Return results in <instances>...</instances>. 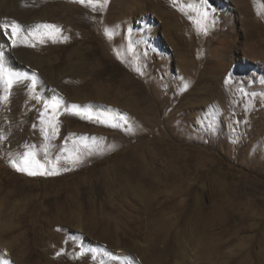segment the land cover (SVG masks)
I'll use <instances>...</instances> for the list:
<instances>
[{
	"label": "rangeland",
	"instance_id": "rangeland-1",
	"mask_svg": "<svg viewBox=\"0 0 264 264\" xmlns=\"http://www.w3.org/2000/svg\"><path fill=\"white\" fill-rule=\"evenodd\" d=\"M118 2L133 11L130 21L124 23L132 35L147 33L155 26L150 40L157 43L166 62L162 71L167 70L172 80L165 95L173 101L174 86L185 90L180 104L169 102L160 113L149 112L150 119L136 128L144 133L143 139L137 138L132 145L122 142L103 157L108 163H133L134 171L148 175L154 185L148 187L139 178L128 176L109 179L92 167L91 158L78 154L63 158L56 146L46 157L36 158L43 169L29 166V171L38 174L19 171L22 166L16 160L26 156L9 154L17 144L4 129L8 125L5 117L0 120V169L11 177L6 190L20 195L0 191V250L7 254L0 257V264H50L38 255L28 257L29 248L23 245L30 236L26 227L18 235L12 229L16 213L23 204L31 203L37 206L38 222H59L54 215L61 207L67 209L71 225L47 224L39 236L46 231L57 233L65 244L56 247L63 246L64 253L67 243L76 244L78 256L89 261L84 264H120L114 261L119 259L115 256L118 250L127 254V264H163L155 246L164 237L174 241L167 264H235L238 248L245 244L264 254V241H255L257 232L264 231V0H206L203 10L208 15L203 20L186 7L193 0H108L104 8L96 7L97 33L107 28L110 7ZM44 7L32 14L36 25L54 21L41 12ZM0 12L4 22L14 21L4 7ZM143 18L147 19L144 26ZM35 26L29 31L28 45L41 43L37 37L45 28ZM141 52L146 66L159 57L149 46ZM36 58L32 53L22 61L27 72L34 68ZM29 77L19 79V89L29 85ZM111 84L112 79L102 82L103 86ZM138 86L139 93L132 96L148 98L149 88ZM16 101H0V111L15 107ZM73 114L69 124L62 123L65 136L97 127L86 115L97 116L92 106ZM26 120L30 122V115ZM2 156L6 158L1 160ZM4 180L0 177V185ZM104 222H111L112 228L115 222L132 225L123 237L105 240L90 231L100 232ZM78 233L86 242L76 243ZM62 258L58 255L54 259L59 263L53 260V264L69 262L60 261Z\"/></svg>",
	"mask_w": 264,
	"mask_h": 264
},
{
	"label": "bare ground",
	"instance_id": "bare-ground-1",
	"mask_svg": "<svg viewBox=\"0 0 264 264\" xmlns=\"http://www.w3.org/2000/svg\"><path fill=\"white\" fill-rule=\"evenodd\" d=\"M0 1V7H4L5 14L8 13L14 18V21L22 26L18 36H13L10 28H0V59L3 61L5 76L9 79L13 78V85L7 91L5 90L7 86L4 83L0 84L2 92L0 97L7 96L9 103L13 99L15 101L17 99L15 107L0 111V120L5 117L8 119V125L4 126V129L8 135L14 138V140L12 138V143L17 144L9 154L19 155L20 153L28 156L29 153H33L35 159L43 158L42 156L46 157L51 148L56 146L57 154L63 155V158L77 154L91 158L88 162L93 165L92 167H96L102 174L108 175L109 179L119 175L120 177L128 176L139 178L141 184L148 187L153 186L154 183L149 180L148 175H138L134 171L133 163L123 166L120 162L108 163L103 157L115 150L122 142L132 145L137 138L138 140L143 139L144 133L137 131L136 128L150 119L149 112L160 113L167 109L169 102L180 104V94L183 92V88L177 89V86H174L176 96L173 101L171 97L165 95V90L171 87L172 80L167 70L162 71L166 62L163 60L162 54L158 52L159 50L156 49L157 43L150 40L153 37L151 34L154 32L155 26L151 25L147 33L132 35V30L124 23L130 21L133 11L128 9L127 11L122 2L110 7L111 15L107 19V28L97 33L95 28L96 9L93 10V7L87 3L81 4L77 0ZM43 5L45 7L41 12L53 17L54 21L51 25L59 26L62 31L60 33L52 32L51 35H48L51 30L44 29L43 34L37 37L42 39L43 43L28 45L30 43L28 41L29 31L36 25V22L33 23V19L36 17L34 18L32 14L35 11L37 13ZM146 22L147 19L143 18L142 25L144 26ZM3 23L9 22H4L0 15V24ZM177 34L180 36L179 32ZM15 38H18V42L16 41L13 45ZM32 46H35V49H32ZM148 46L151 51H156L159 54L155 61L153 59L154 63L150 64L151 66L142 64L143 54L141 51ZM38 52L42 56H39ZM32 53L37 57V63L31 69V74V72H27L22 61ZM141 70L143 76H141ZM34 72L37 74H33ZM31 75L34 77L30 78ZM17 76L20 78L26 76V79L29 77V85L24 89H19V85L22 83L20 80H16ZM212 78L214 79L215 76ZM108 79H112V84L103 86L102 82ZM33 81H35L34 85ZM44 83H47V86ZM139 83L141 86L144 84L149 88L148 98L140 94L136 98L132 96L134 93H139L137 92ZM124 90H129V92L125 93ZM72 105H78L79 108L72 109ZM91 106L96 109L97 116L86 115L97 127L76 136H65L62 123L69 124L75 111L89 109ZM129 114H132V117ZM27 115H30V122L26 120ZM144 115L149 117H144ZM64 136L65 138H63ZM24 139L27 142H24ZM60 156L59 158H61ZM2 157L1 160L6 158V156ZM29 159H31L30 156ZM16 161L20 166H24L22 158ZM101 163H106V165L100 167ZM2 176L5 180L0 185V191L13 196L20 195L15 190H6L11 182V177L7 175L6 170L0 169V177ZM130 181L132 180L130 179ZM36 208L37 206L33 203L23 204L16 213L17 222H14L12 227L17 235L22 234L26 227L30 236L28 239L26 238L23 245L25 244L29 248L28 257L32 258L33 255H38L53 264L52 261L58 256L57 253H60L63 255L60 261H69L64 264H73L74 261L80 264L86 263L88 260L85 257L78 256L79 250L76 244L67 243L68 249L67 251L65 249V253L63 246L56 247L58 243L65 244V241L60 239L54 231H46L45 235L39 236L40 230L47 224L52 227L71 225L72 222H68L67 209L61 207L62 209L58 210L60 212L56 210L54 217L59 222H38ZM100 212L103 213V211ZM26 220L30 221L25 222ZM115 223V228H112L111 222H104L105 227L100 232L98 229L90 231L96 236L103 235L105 240L108 239V236L115 240L126 235L132 225V222ZM77 236L76 243L85 241V236L81 233H78ZM255 237L257 243L264 241V231L261 233L258 231ZM247 241L250 243L251 239L247 238ZM38 244L41 246L39 249ZM155 247L158 253L163 256V264H167L168 256H170L169 250H174V241H170L168 237L158 238ZM238 252L235 264H264V254L254 250L252 245L245 244L244 248H238ZM6 255V252L1 249L0 257H6ZM48 255L53 258L52 261L49 260ZM115 256L119 258L114 260L116 263L127 264L129 260L127 254L122 250H118Z\"/></svg>",
	"mask_w": 264,
	"mask_h": 264
},
{
	"label": "snow or ice",
	"instance_id": "snow-or-ice-1",
	"mask_svg": "<svg viewBox=\"0 0 264 264\" xmlns=\"http://www.w3.org/2000/svg\"><path fill=\"white\" fill-rule=\"evenodd\" d=\"M77 2H79L81 4L87 3V5L93 7V10H95L96 7L104 8L107 5L108 0H77ZM204 5H206V0H193V2L188 4L186 7L189 8L190 10L196 12V14L200 18V20H203L208 15V12L206 10H203ZM200 20H197V23H199ZM21 27L22 26L19 25L16 21H11L10 23L0 24V28H3V29H9L10 28L13 36H16L20 32ZM35 27L36 28H45V29L51 30L48 33V35H51L52 32L60 33L62 31V29L59 26L51 25V24L36 25ZM40 42L43 43V40H41ZM19 79H20V77L17 76L16 80H19ZM0 83H4L7 86L5 89L6 91L8 89H10L13 85V80L9 79L5 76V69L3 66L2 59H0ZM34 84H35V81H33V85ZM186 87H187V85H186ZM253 95H255V93H253ZM6 99H7V96L0 97V100H6ZM71 108L72 109H78L79 106L78 105H72ZM77 114H79V113H77ZM0 138H2V137H0ZM29 156L31 157V159H29ZM23 165H24L23 167L17 168V170L28 171L29 175L38 174L37 171H29L28 170L30 165H35L39 169L44 168V165H42L39 162V160L35 159V155L33 153H29L28 156L23 158ZM13 167H17V165L15 163H13ZM47 174H52V173L49 172ZM81 254H83V253H81ZM57 255H60V253H57ZM93 259H95V256H93Z\"/></svg>",
	"mask_w": 264,
	"mask_h": 264
}]
</instances>
